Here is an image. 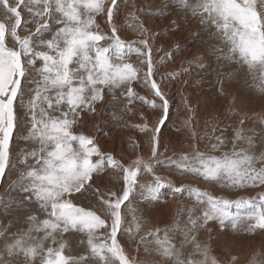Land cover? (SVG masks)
Segmentation results:
<instances>
[{"label":"snow or ice","instance_id":"1","mask_svg":"<svg viewBox=\"0 0 264 264\" xmlns=\"http://www.w3.org/2000/svg\"><path fill=\"white\" fill-rule=\"evenodd\" d=\"M176 2L193 17H199L205 28L214 29L213 34L227 49L225 58L240 69L246 68L257 90L264 94V0ZM120 11L117 0H0V178L15 167L10 151L15 131L26 126L28 134L24 138L39 145L24 155L22 163L29 158L33 163L11 185L22 194L19 202L9 200L4 204L0 200V211L20 209L28 224L16 231L0 227V264H158L155 260L130 259L118 233L123 225L121 208L130 197L139 195L147 202L158 201L166 187L180 198L187 195L206 205L196 217L189 213L188 227L181 230L184 240L180 248L192 244L193 252H182L168 235L179 229V221L141 239L147 251L151 238L154 250L169 264H220L210 254L209 246L196 240L195 233L209 221L222 227L230 224L233 229L243 223V230L251 234L264 231V195L258 201H231L191 185L175 186L154 174L157 165L167 164L178 176L199 178L226 188L264 186V153L249 154L234 146L232 151L216 155L218 146L212 144L211 151L196 149L159 159V134L167 119L168 99L153 78L148 40L125 42L118 34L113 20ZM98 16L106 21L109 32L101 30ZM33 24L34 32L30 28ZM140 30L145 31L142 25ZM21 31L27 34L21 35ZM133 55L136 65L128 62ZM134 82L150 87L161 103L157 105L156 99L139 96L132 87ZM116 89L126 90L123 94L129 103L137 99L162 110L154 128L149 129L147 124L137 126L141 131H151L149 160L137 158L125 165L111 154L102 153L94 137L73 131L82 113L96 111V105L105 98V90ZM235 139H244L242 129L235 131ZM217 140L223 144L219 137ZM106 167L119 171L122 182L121 188L109 190L108 198L95 189L93 179ZM145 173L153 176L151 183L140 182L139 177ZM89 190L102 201L105 218L73 202L75 193ZM232 208L252 211L241 215ZM36 212L43 213L44 218ZM140 227L135 224L136 231ZM65 233L86 237L80 241L86 254L73 255L63 239ZM197 253L199 261L192 259ZM231 264H237V257H232ZM251 264H264V260H253Z\"/></svg>","mask_w":264,"mask_h":264},{"label":"rangeland","instance_id":"2","mask_svg":"<svg viewBox=\"0 0 264 264\" xmlns=\"http://www.w3.org/2000/svg\"><path fill=\"white\" fill-rule=\"evenodd\" d=\"M131 1H133V4H130L132 3ZM169 2L174 5V8L176 9L175 11L181 13L182 16L185 15L188 19L187 22H185L183 20L184 18L181 17L183 21L179 25L175 23L173 14H169L168 16H166L165 23L169 24L171 27L168 28L167 26H165L166 29L164 31L156 33V37L162 34V38L164 39V41L163 44L160 45L158 52L159 54L155 55L153 50L155 45L153 40L147 33V28L149 26H152L154 20L153 16H157L156 19L159 22L164 18L163 14L167 11L161 10H166L164 9V6ZM117 3L120 9H125L126 11L132 10L129 12L128 16L124 20L119 21L118 24H125L127 27L131 28L128 31L134 30V34L138 37H141V39H148L150 47L153 48V77L155 78L157 76H162L163 78L166 77V79L170 81L176 77L177 73H180L179 71H175V73L174 71H165L161 74L156 73L157 66L155 67V65H157L158 63H162L165 58L171 56L169 44L173 40L170 36L167 35L168 29L173 30L174 33L176 31L178 33H185L188 26L193 24L198 25L197 28L199 33L197 35H195V33V37L191 39L194 47L190 49L188 57L182 59V63L180 64L178 70L189 69L191 72L190 91L188 92V97L193 98L194 96L195 98L196 95H198L196 93L199 92L202 94L207 93L208 95L206 100L204 99L205 101H199L200 103H204L202 106V110H200L201 112H199L200 122L198 123L196 129L193 127V123L191 126L190 122L192 121H190L189 118L191 116H187L188 113H190V107H185V109L184 107H182L180 108V110L182 109L181 111L179 109H173V112L170 113V117L166 119L165 125H163L162 128V130L165 131L163 132V134H166L167 138L164 139L165 141L160 143L158 154L159 159L164 160L166 157H175L182 153H192L196 149L204 152L211 151L212 144H217L218 146V150L214 153L216 155H220L222 152H230L233 150L234 146L237 151L244 150L249 154L259 155L260 153H264V94L260 93L257 90V88L255 87L254 78L250 73H248L246 68L240 69L239 66L234 62L228 61L225 58L227 49L220 41V39L213 34L214 29L212 27L205 28L202 25L199 17H193L185 10V8L177 3L176 0H155L150 5V7L143 11L145 15L144 21L141 20L137 15V12L141 11L139 10L141 0H117ZM128 4L131 7H127ZM136 5L138 6L136 7ZM25 16H27L26 12ZM115 19L116 15H114V20ZM100 21L103 23L106 22L103 17L98 16L97 22L99 24ZM173 24H175L174 27L172 26ZM141 25L143 26V28L145 27L144 29L146 32H141ZM146 25L149 26L146 28ZM30 28L31 31H35L34 24L30 25ZM25 34L27 33L21 31V35ZM184 38L180 43L173 44V50L177 55H179L178 46L181 45V43L183 44V42L185 45L190 42V39L188 37ZM121 39L123 40V38ZM124 41L138 42L139 40H129L128 38H124ZM102 43L107 44L108 42L104 41ZM151 44L153 47L151 46ZM200 50L203 51V53L199 54L198 51ZM161 53H164L163 57L160 55ZM128 62L136 65L137 60L135 55H133ZM141 67L144 68L143 65H141ZM141 75H143V72L141 73ZM133 84H137L138 89L135 85H132V87L139 96H144L148 99H156L157 105L161 103L159 98L153 96L149 87H146L145 85L138 82H134ZM158 84L161 88V84H163L161 82V79L158 80ZM221 87H223V89ZM125 91V89H116L111 92L105 90V92L108 94L107 102L105 103L106 107L104 106L103 110L100 113L96 109L95 112H87V115L91 116L95 120H99L101 124L100 128L105 127L106 130L109 129L107 139H110L113 134H121L123 130L132 133L134 129L136 130V132L139 131L138 134L143 137H146V135L151 136V131H141L137 126L139 124L142 125L146 123L149 126V129H152L153 126L151 127V125H149L150 122L147 120V116H153V121H158L160 119V116L162 115V110L159 107L153 109L149 105L137 99H134L131 103H129L128 98L123 94ZM148 91L151 92V95ZM163 94L166 98H168L167 92H163ZM214 99L217 102L223 101V105L221 104V107L217 108L216 105H213L210 102ZM224 102L227 104H225ZM254 103L257 104L254 105ZM136 104H139L142 107L144 106L145 108H141V114L138 116V123H132V121L130 120L133 119V109L131 108L133 106H136ZM251 105L256 106L254 110L249 109ZM204 107L208 108L206 112L203 111V109H205ZM216 108L218 112H216ZM81 117L82 114L79 118V121ZM127 118L128 121H126ZM176 118H178L179 120ZM241 120H243V124H241ZM79 121L77 125L79 124ZM184 123H189V125H185ZM77 125L74 128L75 130L73 129L74 132H82L86 135L94 137L95 132L93 130L90 131L91 134L85 133L84 131H76ZM237 129H242L244 139H235V131ZM27 134L28 130L26 126H21L13 134L10 151L12 153L11 160L15 167L11 170H6L5 177L0 178V200H2L4 204L8 203L9 200L13 201L14 203L19 202L22 194L18 189L11 188V185L14 181L18 180L21 172H23L29 165L33 163L30 158L28 159L27 163H22L21 161L24 155H26L31 150L39 147V145L35 142L24 138L25 136H27ZM173 135H176V137L178 138ZM133 137L135 138V136L132 134V139H134ZM217 137L223 140V144L218 143ZM150 139L151 137L148 139L149 143ZM174 139H176V142H173ZM249 139L251 140V143H249ZM110 147L112 146H109L108 144V148ZM114 147L116 152L120 153V155L123 154V150L120 147ZM146 147L147 145L144 146V148ZM100 151L102 153L108 154V152L103 151L101 148ZM125 152H131L132 156L134 155L132 151L127 150ZM143 156L149 157L150 155L147 154V152H144ZM259 166L260 165L257 164V167ZM106 170L110 171L109 175L104 174ZM153 171L155 175L161 176L165 182L170 180L173 184H175V186H180L181 184L191 185L193 187L199 188L202 192H207L217 198H224L231 201H235L241 198L258 201L260 196L264 195V186H249L243 189L226 188L215 183L204 182L199 178L178 176L167 164L163 166L157 165ZM120 177L121 173L119 171L113 170L110 167H108L107 169L105 168L98 174H94V187L100 192L106 194L104 198H108L107 194L109 193L110 189L115 191L122 187ZM152 179L153 176L147 173L139 177V180L142 183H151ZM175 195L176 194H172L171 188L166 187L161 190L160 198L158 201L147 202L143 200L139 195H136L134 199L130 197V200L126 201L125 204L122 205L121 213L123 225L121 232L118 233V240L120 239L119 241L123 242L124 246L129 251H131L132 260H135L137 262L155 260L158 261V264H169V261L167 259L162 258L154 250L155 243L151 238H149V241L147 243V251H145V246L141 244V239L143 237H147L148 233L154 231L155 229L163 230L166 228H171L178 221L179 229L175 232H169L168 235L173 238V241L176 243L177 248H180L181 242L184 240V236L182 235L181 230L188 227L189 213H191L193 217H196L202 214V210L206 207V205L199 203L194 197L184 195L183 198H180L178 195ZM73 202L86 209L96 211L98 215H101L102 218H105L106 214L104 205L102 201L98 199L97 194L93 191L89 190L83 193H75L73 195ZM170 203H172L173 205H171ZM2 206L3 204H0V207ZM231 211H240L241 215H246L249 211H252V209L244 208L237 210L235 208H232ZM35 214L40 218H44L43 213L36 212ZM15 220L20 221V224H22L25 228L28 227L22 210L13 207L8 211H0V227H7L9 231H11V223H13L12 226L14 225L16 231L17 228L15 223L17 221L15 222ZM136 223H139L141 225L139 231L135 230ZM126 228H131L132 231H125ZM243 228V223L240 224L237 228L233 229L230 224L227 227H222L216 221H209V223L203 228H200L195 233V235L197 242H199L201 245L209 246L210 254L214 256L220 262V264H231L232 257H237V264H251L253 260H264V231L257 230L256 233L251 234L244 231ZM59 239L60 237H58V240ZM63 239L69 243L73 255L86 254V247L80 243L81 240L86 239V237H84L82 234L65 233ZM256 244L260 246V248L258 247L255 253L246 250H252V245ZM180 250L187 254L193 252L194 248L192 244H185L183 248H180ZM192 259L199 261L201 257L197 253L192 256Z\"/></svg>","mask_w":264,"mask_h":264},{"label":"bare ground","instance_id":"3","mask_svg":"<svg viewBox=\"0 0 264 264\" xmlns=\"http://www.w3.org/2000/svg\"><path fill=\"white\" fill-rule=\"evenodd\" d=\"M155 0H141V3H140V7H139V12H137V15L139 16V18L141 20L144 21V18H145V15L143 13V11L145 9H147L148 7H150V5L154 2ZM132 3L130 4H133V1H131ZM129 3V2H128ZM136 3V2H135ZM130 6L129 4L127 5V7ZM138 5H136L137 7ZM131 7V6H130ZM133 7V5H132ZM125 8V7H124ZM130 9V8H129ZM132 9V8H131ZM164 9H166L167 12H165L163 15H164V18L160 20V22L156 19L157 16H153L154 17V20H153V23H152V26H149V25H146V28H147V33L149 35V37L153 40L154 42V53L155 55L159 54V48H160V45L163 44V41L164 39L162 38V34L160 36H155L156 33H159L160 31H164L166 28L165 26H167L168 28H170L171 26L169 24H166L165 23V19H166V16H168L169 14H173V18L175 19V23L176 24H181V22L184 20L185 22H187V17L185 16H182L181 13L175 11L176 9L174 8V5H172L170 2L169 3H166V5L164 6ZM120 13L119 15H116V19L113 20V23L116 24L117 26V32L118 34L121 36V38H128L129 40H141V37H138L137 35L134 34V30L133 31H128L130 30L131 28L127 27L125 24L123 25H120L118 24L119 21L121 20H124L130 11H126L125 9H120ZM128 10V9H127ZM134 10V9H133ZM179 10V9H178ZM184 10V9H183ZM132 16V15H131ZM152 17V16H151ZM181 17H183L184 19L182 20ZM150 18V17H149ZM153 19V18H152ZM173 21V20H172ZM174 22V21H173ZM100 25H101V28L102 30H104L105 32H109V26L106 22H101L100 21ZM133 26V25H132ZM177 26V25H176ZM197 24H193V25H190L188 26L186 29V32L185 33H178L177 31L174 33L173 30H169L167 31V35L170 36L172 38L173 41L170 42L169 44V48H170V54L171 56L165 58V60H163L162 63H158L157 65H155V67L157 66V74H161V73H164L165 71H179L180 73H177L176 74V77L172 80H167L166 77L163 78L162 76H157L156 78L153 77L157 83H158V80L161 79V82L163 84H161V91L162 92H167L168 93V103H169V109H168V115H167V119L170 117V113L173 112V109H179L184 107L187 108V107H190V113H188L187 116H191L189 117L190 118V122L191 123V126H192V123H193V127L196 129L198 123L200 122V113L201 112L200 110H202V106H203V103L199 102V101H205L206 98H207V93H196L198 95H196V97L194 98H191V97H188V92L190 91V80H191V72L189 69H179V66L180 64L182 63V59L183 58H186L188 57V54H189V51L190 49H192L194 47V44L193 42L191 41L192 38L195 37V35H197L199 32H198V28H197ZM145 28V27H144ZM146 32V31H145ZM127 33H131V34H127ZM196 33V34H195ZM195 34V35H194ZM151 35V36H150ZM164 35V34H163ZM148 37V38H149ZM165 37V36H164ZM184 37H188L190 39V42L188 44H183L181 43V45L178 46V51H179V55L176 54V52L173 50V44H177V43H180L181 41H183L182 39ZM150 39V40H151ZM185 39V38H184ZM148 40V39H147ZM186 40V39H185ZM186 42V41H185ZM151 43V42H150ZM152 46V44H151ZM153 47V46H152ZM165 50V49H164ZM173 50V51H172ZM160 52H163V51H160ZM198 53H203V51H198ZM162 57L164 56V53H161L160 54ZM185 60V59H184ZM154 63H157V62H154ZM185 63V62H184ZM188 64V63H187ZM154 66V64H153ZM160 82V81H159ZM136 86V88L138 89V86L137 84H133ZM193 86V85H191ZM150 88V87H149ZM223 89V87H221ZM147 92V91H146ZM149 92V91H148ZM225 92V91H224ZM149 94L151 95V92H149ZM107 93L105 92V98L103 101L99 102L97 105H96V109L99 111V113L103 110L104 106H105V103L107 102ZM110 96V95H109ZM165 96V95H164ZM248 97V96H246ZM205 99V100H204ZM264 101V100H263ZM213 105H216L217 108L221 107V104L223 105V101L222 102H217L215 99L210 101ZM252 102V101H251ZM225 103V102H224ZM211 104V105H212ZM227 104V103H225ZM232 104V103H231ZM253 104V103H251ZM257 104V103H256ZM254 103V105H256ZM262 104V103H261ZM264 104V103H263ZM225 106V105H224ZM106 107V106H105ZM144 107V106H143ZM141 105L139 104H136V106H133L131 109H133L132 111V116H133V119H129L130 121H132V123H138L139 121V118L138 116L141 114V108H143ZM212 107V106H211ZM227 107V105H226ZM256 106H252L249 107L250 110H254ZM260 107V106H259ZM145 108V107H144ZM205 109H203L204 112L207 111L208 108L204 107ZM216 108V112H218ZM263 108V107H262ZM183 109V110H184ZM143 110V109H142ZM148 110V109H147ZM182 110V109H181ZM180 110V111H181ZM150 111V110H149ZM177 111V110H176ZM213 111V110H212ZM221 111V110H220ZM147 113V111H146ZM150 113V112H149ZM185 113V112H184ZM209 113V112H208ZM211 113V112H210ZM180 114V112H179ZM177 114V115H179ZM100 115V114H99ZM148 115V114H147ZM161 115V114H160ZM159 115V116H160ZM176 115V116H177ZM181 116V115H180ZM207 116V115H206ZM103 117V115H102ZM131 117V116H130ZM141 117V116H140ZM146 117V116H145ZM148 117V121L150 122L149 125H151V127L153 126V128L157 125V122L158 121H153V116H147ZM162 117V115L160 116V118ZM184 117V116H183ZM129 118V117H128ZM128 118L126 119V121H128ZM106 119V118H105ZM178 119V118H176ZM146 120V121H147ZM179 120V119H178ZM183 120V119H182ZM188 120V119H187ZM104 121V120H103ZM166 121V119H165ZM165 121H164V124L165 125ZM202 121V120H201ZM184 122V121H183ZM186 122V121H185ZM203 122V121H202ZM146 124V123H145ZM179 124V123H178ZM177 124V126H178ZM185 124V123H184ZM137 125V124H136ZM140 125V124H139ZM163 125L161 126V132H160V143H162L163 141H165L164 139L167 138L166 137V134H163V131L162 128H163ZM180 125V124H179ZM185 125H189L188 124H185ZM201 125V124H200ZM199 125V126H200ZM101 127V124L99 122V120H95L93 119L91 116H88L87 113H82V117L79 121V124L77 125L76 127V131H84L85 133H88V134H91V130H93L95 132L94 134V138H95V141L96 143L99 145V147L103 150V151H106L108 152V154H111L115 159L117 160H120L122 163H124L125 165L131 163V161L137 159V158H142L144 160H149L151 158V153H150V148H149V138L151 136H148L146 135V137H143L141 136L140 134H138V132H136V130L134 129V131L131 133L129 131H126V130H123L121 134H113L112 137L110 139H107V135H108V130H106L105 127ZM192 127V128H193ZM75 130V129H74ZM169 130V129H168ZM182 130V129H181ZM131 131V130H130ZM195 131V130H194ZM121 132V131H120ZM196 132V131H195ZM168 133V132H167ZM132 134L135 136L134 139H132ZM171 134V133H170ZM176 134V133H175ZM196 134V133H195ZM176 137V135H173ZM183 136V135H182ZM188 136V135H187ZM180 137V136H179ZM173 138V137H172ZM178 138V137H176ZM173 142H176V139L173 140ZM172 142V143H173ZM165 143V142H164ZM108 144L109 146H112L110 148H108ZM167 144V142H166ZM147 145L146 148H144V146ZM114 146H117V147H120L122 150H123V154L120 155V153L116 152L115 150V147ZM174 147V146H173ZM163 148V147H162ZM161 148V149H162ZM176 148V147H175ZM132 151L134 153V155L132 156V153L129 152V153H126L125 151ZM147 150V151H146ZM178 150V149H177ZM144 152H147V154H149L150 156L149 157H144L143 156V153ZM162 152V150H161ZM172 152V151H171ZM159 154V152H158ZM146 155V154H144ZM165 156V155H163ZM162 156V157H163ZM159 158V156H158ZM108 167H106L107 169ZM109 172L110 171H105L104 174L105 175H109ZM112 173V172H111ZM95 183V182H94ZM174 196V195H173ZM176 196V195H175ZM169 197V196H168ZM173 198V197H172ZM175 198V197H174ZM179 198V197H178ZM177 201V200H176ZM178 202V201H177ZM176 203V202H175ZM167 204V203H166ZM171 205H173L172 203H170ZM168 204V205H170ZM178 204V203H177ZM158 207V206H157ZM178 207V206H177ZM172 208V207H171ZM173 209V208H172ZM156 214V213H155ZM156 216V215H155ZM158 217V216H157ZM17 220H15L16 222ZM22 223V222H21ZM13 223H11V231H15V227L14 225L12 226ZM10 225V224H9ZM16 225V228L18 229H25V227L20 224V221H17L15 223ZM160 226V225H159ZM208 231V230H207ZM206 233V232H205ZM203 236V235H202ZM120 240V239H119ZM121 243V245L123 246L124 248V251L125 253L129 256L130 259H132V253L131 251H129L123 244V242L119 241ZM136 246V244H135ZM249 247V246H248ZM247 247V248H248ZM258 247L260 248V246H258L257 244L256 245H252V250L251 249H246L248 251H252V252H256ZM137 248V247H136ZM253 253V254H254Z\"/></svg>","mask_w":264,"mask_h":264}]
</instances>
